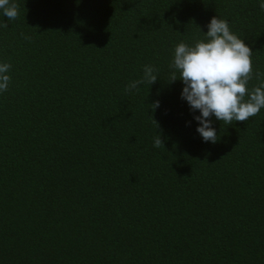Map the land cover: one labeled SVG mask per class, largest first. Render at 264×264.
<instances>
[{
	"label": "trees",
	"instance_id": "1",
	"mask_svg": "<svg viewBox=\"0 0 264 264\" xmlns=\"http://www.w3.org/2000/svg\"><path fill=\"white\" fill-rule=\"evenodd\" d=\"M15 2L0 15V264H264V108L214 120L206 142L169 81L174 46L214 15L264 79L256 0ZM145 64L156 81L126 91Z\"/></svg>",
	"mask_w": 264,
	"mask_h": 264
},
{
	"label": "clouds",
	"instance_id": "2",
	"mask_svg": "<svg viewBox=\"0 0 264 264\" xmlns=\"http://www.w3.org/2000/svg\"><path fill=\"white\" fill-rule=\"evenodd\" d=\"M256 2L264 10V0ZM0 15L8 20L15 19L19 15L15 0H0ZM4 26L0 23V27ZM202 32L203 37L194 44L181 41L174 46L169 81L180 78L183 85L180 97L193 113L196 132L203 141L214 143L217 141L214 120L226 124L246 121L264 108V79L259 72L253 73L252 49L244 38L231 30L227 19L212 16L207 22V30ZM10 69L8 61L0 60V93L9 88ZM156 72L155 65H143L142 75L130 81L125 90L139 91L141 85H151L158 77ZM254 75L259 83L249 88L248 82ZM158 106L159 101L152 104L153 108ZM161 144L158 133L153 146Z\"/></svg>",
	"mask_w": 264,
	"mask_h": 264
}]
</instances>
